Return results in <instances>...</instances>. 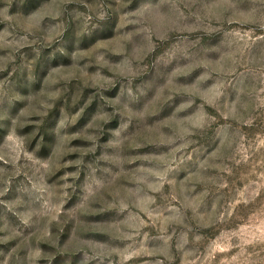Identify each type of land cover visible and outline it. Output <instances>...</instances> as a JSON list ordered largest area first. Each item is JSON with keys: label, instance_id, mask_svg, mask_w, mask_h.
Returning a JSON list of instances; mask_svg holds the SVG:
<instances>
[{"label": "rangeland", "instance_id": "rangeland-1", "mask_svg": "<svg viewBox=\"0 0 264 264\" xmlns=\"http://www.w3.org/2000/svg\"><path fill=\"white\" fill-rule=\"evenodd\" d=\"M0 264H264V0H0Z\"/></svg>", "mask_w": 264, "mask_h": 264}]
</instances>
